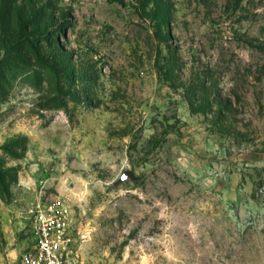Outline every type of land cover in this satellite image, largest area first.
<instances>
[{
	"label": "rangeland",
	"instance_id": "obj_1",
	"mask_svg": "<svg viewBox=\"0 0 264 264\" xmlns=\"http://www.w3.org/2000/svg\"><path fill=\"white\" fill-rule=\"evenodd\" d=\"M38 212L70 264H264V0H0V264Z\"/></svg>",
	"mask_w": 264,
	"mask_h": 264
},
{
	"label": "built area",
	"instance_id": "obj_2",
	"mask_svg": "<svg viewBox=\"0 0 264 264\" xmlns=\"http://www.w3.org/2000/svg\"><path fill=\"white\" fill-rule=\"evenodd\" d=\"M61 222L44 213H36L33 226V245L22 258V264H70L59 250L62 238Z\"/></svg>",
	"mask_w": 264,
	"mask_h": 264
},
{
	"label": "water",
	"instance_id": "obj_3",
	"mask_svg": "<svg viewBox=\"0 0 264 264\" xmlns=\"http://www.w3.org/2000/svg\"><path fill=\"white\" fill-rule=\"evenodd\" d=\"M137 178L135 177V175L133 174V172L131 171H125L121 178L119 180H117L113 185L115 187L125 183L127 180H136Z\"/></svg>",
	"mask_w": 264,
	"mask_h": 264
}]
</instances>
